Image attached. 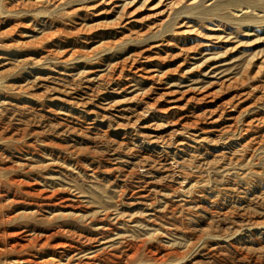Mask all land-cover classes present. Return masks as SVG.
I'll list each match as a JSON object with an SVG mask.
<instances>
[{"label":"rangeland","instance_id":"374dc122","mask_svg":"<svg viewBox=\"0 0 264 264\" xmlns=\"http://www.w3.org/2000/svg\"><path fill=\"white\" fill-rule=\"evenodd\" d=\"M0 15L38 44L0 45V264H264V0Z\"/></svg>","mask_w":264,"mask_h":264},{"label":"bare ground","instance_id":"6f19581e","mask_svg":"<svg viewBox=\"0 0 264 264\" xmlns=\"http://www.w3.org/2000/svg\"><path fill=\"white\" fill-rule=\"evenodd\" d=\"M4 1V0H3ZM21 1V0H20ZM37 2H44L45 0H36ZM112 2V1H111ZM12 1H8L7 2V4L8 5H10V6H13L12 4ZM95 3V2H94ZM97 3V2H96ZM17 4H19V5H24L25 3H24V1H22V2H17ZM16 4V5H17ZM9 6V7H10ZM87 5H85V7H86ZM81 7V6H80ZM82 8V7H81ZM20 9V8H19ZM3 16V15H2ZM0 17H1V15H0ZM2 20V22L4 23V24H6V26L5 27H2L1 25H0V37H1V39H0V45L2 46V47H4V48H9V49H11L12 48V46H24V47H28L29 45H32V48H33V50H32V48L28 51V53L26 52V54H27V56H26V58H29V54H36L37 53V48H36V46H38V44L37 45H34L33 44V42H30L29 40H27V39H24V37H25V33L22 31V30H20V26H21V20H15L14 21V23L13 24H10L11 23V19H10V17H8V15H5V16H3V18L1 19L0 18V21ZM85 24V23H84ZM97 24V23H96ZM98 26V25H97ZM27 31V30H26ZM128 34V33H127ZM124 35V34H123ZM123 37V36H122ZM118 40V39H117ZM15 41V42H14ZM152 46H154V45H152ZM155 47V46H154ZM93 49V48H92ZM8 50V49H7ZM43 51H46V53H51V51H50V48H47V50H46V48L43 50ZM184 51H185V49H184ZM3 52V51H2ZM71 53H73V51L71 52ZM181 53V52H180ZM182 53H184V52H182ZM6 54V53H5ZM136 54V53H135ZM148 54V53H147ZM70 55H73V54H70ZM188 55V54H187ZM128 56H126V58H127ZM130 57H131V59H129V60H127V61H130L129 62V67L130 66H132V68H136V66H137V64H135L134 65V62H136L135 61V58H132V56L130 55ZM134 57V56H133ZM144 57V56H143ZM9 57H8V55H6V56H3V55H0V65H2V63L4 64V63H8V61H7V59H8ZM4 59H6V62L4 61V62H2ZM24 59V58H23ZM123 59V58H122ZM145 59V58H144ZM148 59V58H147ZM144 62H145V60H144ZM114 64V66H115V63H113ZM119 65H120V63H119ZM134 65V66H133ZM122 66V65H121ZM119 67V66H118ZM139 67V66H138ZM146 67V66H145ZM113 68V67H112ZM121 68V67H120ZM119 68V69H120ZM118 69V70H119ZM143 70V69H142ZM147 70V69H146ZM124 73H125V71H123ZM127 72V71H126ZM139 72V71H138ZM117 73H119V72H117ZM133 73H134V71H133ZM135 73H137V72H135ZM140 73H142V72H140ZM130 74H131V72H130ZM129 74V75H130ZM125 75H127L128 76V74H125ZM151 75H153V74H151ZM139 76H140V74H139ZM142 76V75H141ZM132 77V76H131ZM150 78H152V77H150ZM96 79V78H95ZM154 79V78H153ZM11 86V85H10ZM160 94V93H159ZM164 94V93H163ZM167 94V93H166ZM204 97H208V96H210L209 94H207V93H204ZM175 99V98H174ZM177 99V98H176ZM179 99V98H178ZM243 99V98H242ZM241 99V100H242ZM158 100V99H157ZM171 100V99H170ZM190 100V99H189ZM193 100V99H192ZM204 100H206V99H204ZM236 100V99H235ZM173 101V100H172ZM218 101V100H217ZM171 102V101H170ZM204 102V101H203ZM191 103V102H190ZM180 104V103H179ZM196 104V103H195ZM212 104V103H211ZM210 104V105H211ZM217 104V103H216ZM203 105V104H202ZM215 105V104H214ZM176 105H175V102H174V104H172L171 105V107H175ZM183 106V105H182ZM182 106H180V107H182ZM198 106V105H197ZM162 107V106H161ZM160 107V108H161ZM165 107V106H164ZM170 107V106H169ZM168 106H167V109L169 108ZM177 107V106H176ZM200 107V106H199ZM207 107V106H206ZM211 108H212V105L210 106ZM217 107H218V105H217ZM230 107V106H229ZM236 107V106H235ZM205 108V107H204ZM234 108V107H233ZM159 109V108H158ZM220 109V108H219ZM157 110V109H156ZM166 110V109H165ZM170 110V109H169ZM177 110V109H176ZM204 110V109H203ZM207 110H209L208 108H207ZM212 110H214V109H212ZM235 110H236V108H235ZM179 111V110H178ZM228 111V110H227ZM234 111V110H233ZM157 112V111H156ZM166 112V111H165ZM172 112V111H171ZM170 112V113H171ZM240 113V112H239ZM167 114V113H166ZM257 114V113H256ZM156 115V114H155ZM186 115V114H185ZM229 116V115H228ZM256 116V115H255ZM258 116V115H257ZM223 117V116H222ZM183 119H185V118H183ZM224 119V118H223ZM233 119V118H232ZM249 119V118H248ZM251 119V118H250ZM219 120V119H218ZM195 121V120H194ZM213 121V120H212ZM216 122V121H215ZM225 122V121H224ZM260 122H262V121H260V119H258V118H255L254 120H249L248 122H246V125L248 126V127H250V126H252V125H258V124H260ZM173 123V122H172ZM188 123V122H187ZM236 123V122H235ZM214 124V123H213ZM226 124V123H225ZM224 125V124H223ZM150 126V125H149ZM220 126V125H219ZM228 126V125H227ZM245 126V125H244ZM212 127V126H211ZM210 127V128H211ZM226 127V126H225ZM195 128V127H194ZM232 128H234V127H232ZM209 129V128H208ZM175 130V129H174ZM253 130V129H252ZM251 130V131H252ZM177 131V130H176ZM250 131V132H251ZM257 131V130H256ZM209 133V132H208ZM245 133V132H244ZM243 133V134H244ZM248 133V132H247ZM253 133V132H252ZM259 133V132H258ZM251 134V133H250ZM242 135V134H241ZM246 135V134H245ZM252 135H254V134H252ZM252 135H250V137L252 136ZM256 136V135H255ZM261 136H264V135H262L261 134ZM246 137V136H245ZM244 138V137H243ZM252 139H253V137H252ZM251 139V140H252ZM256 139V138H255ZM249 141V140H248ZM13 179V178H12ZM15 179V178H14ZM18 179V178H17ZM21 179V178H20ZM11 182V181H10ZM20 183V182H19ZM13 184V183H12ZM31 185L32 184H26V187H25V189H24V192H29V193H32L34 190H36L37 188L35 187V188H33V187H31ZM39 192V190L37 191V193ZM46 196H48V195H46ZM6 228V227H5ZM7 229V228H6ZM9 230V229H8ZM5 234V233H4ZM7 234V233H6ZM83 234V233H82ZM11 235V234H10ZM98 235V234H97ZM6 236V235H5ZM7 237V236H6ZM94 238V237H93ZM29 240V239H28ZM25 241H27V235L26 234H22V233H18L17 234V236L15 235L14 236V238H13V244L14 243H18V244H22V243H24ZM4 242V241H3ZM6 244V243H5ZM4 246V245H3ZM9 246V245H8ZM7 247V246H6ZM72 248V245L71 244H68V243H63L60 247H58V249H60L62 252L63 251H65V250H67V251H71L70 249ZM85 250V249H84ZM66 251V252H67ZM88 252V251H87ZM59 253V252H58ZM57 254V253H56ZM87 256H89L90 258H94L95 256H97L96 254H92V255H87ZM44 258H46V257H44ZM83 258H81L80 259V264H86L87 262H88V260L89 259H87L86 258V260H82ZM20 264H23V263H27V262H31V263H33V264H45L46 262H48V259H38V257L37 258H35L34 256H32V257H28L27 255H22V256H20V257H18V260H17ZM96 260H94V262H95ZM91 264H93V263H91Z\"/></svg>","mask_w":264,"mask_h":264}]
</instances>
